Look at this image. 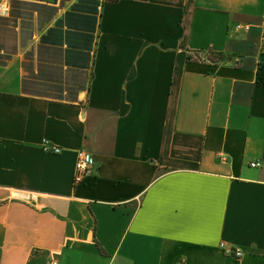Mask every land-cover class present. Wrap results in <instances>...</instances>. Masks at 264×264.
<instances>
[{"label": "crops", "instance_id": "crops-1", "mask_svg": "<svg viewBox=\"0 0 264 264\" xmlns=\"http://www.w3.org/2000/svg\"><path fill=\"white\" fill-rule=\"evenodd\" d=\"M43 9L0 49V264H264V0Z\"/></svg>", "mask_w": 264, "mask_h": 264}, {"label": "rangeland", "instance_id": "rangeland-1", "mask_svg": "<svg viewBox=\"0 0 264 264\" xmlns=\"http://www.w3.org/2000/svg\"><path fill=\"white\" fill-rule=\"evenodd\" d=\"M7 1L9 3L11 1L12 11H11V14L9 12V14L7 16L0 17V49L4 48L5 51L10 52V33H13L12 29H10L12 26L11 22H14L19 17H21L22 21H24L25 24H29L30 19H32L34 16H38L40 11L42 14H44V13L49 14L50 11H48V10L46 11L43 8H45L48 5V3H52V2L54 3V2L59 1V0H7ZM60 1L63 2V0H60ZM90 1L93 2L94 0H89V2ZM8 57H10V56H7L6 54L0 55V63L6 62L5 60ZM68 57L70 59V57H72V56H68ZM68 62H69V64H68L69 66L73 65V62L71 60H69ZM72 70L73 69L71 67L66 72L67 75L71 76V78L73 75ZM72 81H73L72 83L66 82V84L69 83V84H78V85H77V87H74V88H72V86H71L73 93H70V92L68 93L67 90L64 92L63 95L67 98H74L77 95L74 90H77L78 88H84L83 82H76L74 80V78Z\"/></svg>", "mask_w": 264, "mask_h": 264}, {"label": "built area", "instance_id": "built-area-1", "mask_svg": "<svg viewBox=\"0 0 264 264\" xmlns=\"http://www.w3.org/2000/svg\"><path fill=\"white\" fill-rule=\"evenodd\" d=\"M10 5L7 0H0V16H7L9 14ZM238 28L248 29V25L239 24ZM264 41V40H263ZM262 66L260 63L259 68ZM42 147L47 152L60 153L63 151V148L53 144L49 139L42 140ZM252 167H262L264 166V160H257L251 162ZM95 169V160L91 153L85 150H79L77 152V161L74 175V182L79 183L84 180L85 177L92 174ZM224 246V244H222ZM229 253H233L236 257L240 258L243 256V251L241 249H227ZM52 264H60L58 260H54Z\"/></svg>", "mask_w": 264, "mask_h": 264}]
</instances>
